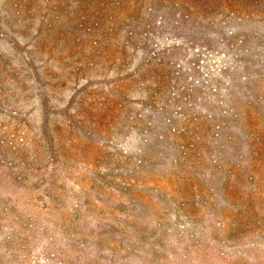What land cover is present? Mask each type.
I'll return each mask as SVG.
<instances>
[{
	"label": "rangeland",
	"instance_id": "374dc122",
	"mask_svg": "<svg viewBox=\"0 0 264 264\" xmlns=\"http://www.w3.org/2000/svg\"><path fill=\"white\" fill-rule=\"evenodd\" d=\"M0 264H264V0H0Z\"/></svg>",
	"mask_w": 264,
	"mask_h": 264
}]
</instances>
